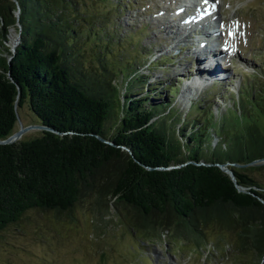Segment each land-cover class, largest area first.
Wrapping results in <instances>:
<instances>
[{
  "label": "trees",
  "instance_id": "obj_1",
  "mask_svg": "<svg viewBox=\"0 0 264 264\" xmlns=\"http://www.w3.org/2000/svg\"><path fill=\"white\" fill-rule=\"evenodd\" d=\"M91 1L0 0V139L16 130L24 102L51 128L0 144V231L30 210L70 215L91 197L147 242L206 227L245 264H264V162L248 164L264 157V66L220 115L198 101L194 116L179 115L160 91L147 95L157 87L136 56L123 74L112 27L122 5L98 0L106 11L96 12ZM118 77H129L122 95Z\"/></svg>",
  "mask_w": 264,
  "mask_h": 264
},
{
  "label": "rangeland",
  "instance_id": "obj_2",
  "mask_svg": "<svg viewBox=\"0 0 264 264\" xmlns=\"http://www.w3.org/2000/svg\"><path fill=\"white\" fill-rule=\"evenodd\" d=\"M204 1L195 2L204 4ZM214 1L221 8L213 21L206 22L205 28L219 30L218 40L230 42L228 52L223 47L221 68L217 64L221 72L218 78H225L205 84L194 83L193 78L191 83L184 84L194 69L192 51L202 29L194 25L182 30V34L173 31L179 32L176 29L181 26L179 17L194 14L195 7L176 12L180 0H114L122 5L118 16L113 17L112 27L115 35L123 39L114 45V53L125 57L121 64L123 74L126 76L131 70L126 67L129 60L126 58L136 56V68L147 74L150 87H157L152 95H147L155 98V92L160 91L156 97L172 101L171 110L179 115L189 109L194 116L199 110L198 104L213 110L215 116L220 115L225 105L232 104L231 97L236 96L239 87L252 81L253 73L264 66V0ZM91 2L96 12L106 11V6L98 0ZM16 33V27L9 29L6 45L11 47ZM127 78L118 77L120 95L125 93L123 81ZM166 85L176 86L177 93L171 96L163 87ZM196 101L198 104L190 107ZM18 113L23 125L39 124L28 103L18 107ZM18 125L17 122L15 129ZM40 130L29 129L20 139L38 136ZM209 142H216L213 135L209 136ZM258 176L264 178V170ZM203 231L199 237L183 234L179 238L165 231L160 239L147 242L132 231L118 209L100 210L93 198L84 197L70 215L30 210L18 223L1 230L0 264L247 263L233 255L226 241L213 230L204 227Z\"/></svg>",
  "mask_w": 264,
  "mask_h": 264
},
{
  "label": "bare ground",
  "instance_id": "obj_3",
  "mask_svg": "<svg viewBox=\"0 0 264 264\" xmlns=\"http://www.w3.org/2000/svg\"><path fill=\"white\" fill-rule=\"evenodd\" d=\"M195 1L197 0H180L181 4L179 7L176 8V12L182 11L183 8H186L189 6L195 7L194 10H196V12L194 14L191 13V14H186L185 16L179 17L180 19L179 25L181 26L180 28L178 27L176 28L177 30H179V32L173 31L174 33L182 34V30L185 31L194 25L196 26V28L198 26L200 28L203 27L207 22L205 20V16L207 17V15L209 16L212 15L211 17H213L214 15L215 17V15H217V13L219 12V9L221 8L220 4L218 2H215L214 0H205L204 4L203 3L201 4L200 2L198 4V2H195ZM181 21L182 23H180ZM169 27H174V25H171ZM215 37L218 38V35L216 34ZM201 40H204V39L203 38L199 39V42L197 44L198 48H196L197 47L196 46L192 51V54L194 56V59L192 62L194 69L192 71L191 77L187 80V82H184V84L191 83L193 78H194L193 80L194 83H204V84L209 83L210 81H212V83L217 82V81L219 82L221 81V79L225 78L224 76L223 78H218L221 72L218 69L217 64H219V67L221 68L222 60H224L223 53L228 52L229 49H231V46L229 45L230 42L223 40V43L220 44L221 48L217 46V48H212L211 50L208 49L207 50L208 52H206L204 49L205 48L204 46H209L213 42H209L208 44L207 43L202 44L200 43ZM199 47H202V48H199ZM223 47H227L225 52H224ZM223 70L224 69L222 68V71ZM223 73L224 75H226V72L223 71Z\"/></svg>",
  "mask_w": 264,
  "mask_h": 264
},
{
  "label": "water",
  "instance_id": "obj_4",
  "mask_svg": "<svg viewBox=\"0 0 264 264\" xmlns=\"http://www.w3.org/2000/svg\"><path fill=\"white\" fill-rule=\"evenodd\" d=\"M19 14V10L16 11V15L18 16ZM18 25V31L16 33V37H15V40L13 41L12 45H11V50L13 51L15 49V46L17 45V43L19 42V39H20V24L17 23ZM11 58V56L9 57V59ZM15 113H16V118H17V122H18V128L13 131L11 134H9L8 136H6L5 138H1L0 139V144H8V143H11V142H14L16 140H19L21 138V136L29 129H32V128H39V129H51L50 127L48 126H45L43 124H30V125H23L22 122H21V119H20V116H19V113H18V110H17V105L15 104ZM99 138L103 141H105L102 137L99 136ZM257 162H264V157L263 158H260V159H257V160H254L248 164H254V163H257ZM235 165H239V166H242V165H246V164H239V163H236ZM220 168L222 170H224L225 172H227L230 177L232 178V180L235 181V176L233 174V171L226 166V164H219ZM169 167H172V166H169Z\"/></svg>",
  "mask_w": 264,
  "mask_h": 264
}]
</instances>
